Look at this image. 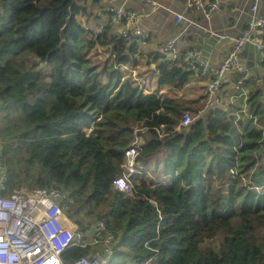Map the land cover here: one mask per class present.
<instances>
[{
    "label": "trees",
    "instance_id": "trees-1",
    "mask_svg": "<svg viewBox=\"0 0 264 264\" xmlns=\"http://www.w3.org/2000/svg\"><path fill=\"white\" fill-rule=\"evenodd\" d=\"M88 2L0 0V156L7 189L59 190L80 230L102 220L115 237L108 264L152 256V264L264 263V85L248 91L253 120L244 128L234 103L177 132L184 115L204 103L142 95L122 79L115 64H129L135 48L110 23L86 37L75 17L90 15ZM95 46L113 55L101 71L88 58ZM156 70L160 86L181 88L193 75L180 62ZM139 125L147 132L137 159L166 184L152 186L144 175L136 196L153 199L157 208L112 187ZM95 247L72 248L61 258L72 261Z\"/></svg>",
    "mask_w": 264,
    "mask_h": 264
},
{
    "label": "built area",
    "instance_id": "built-area-1",
    "mask_svg": "<svg viewBox=\"0 0 264 264\" xmlns=\"http://www.w3.org/2000/svg\"><path fill=\"white\" fill-rule=\"evenodd\" d=\"M138 1L147 4L150 13L166 10L156 0ZM182 2L186 9L198 11L205 19V25H196L203 32L204 37L228 42L230 47L225 49L220 65L211 67L201 49L182 51L177 37L165 39L159 44V52L168 61L180 62L188 70H200L212 75L206 85L203 107L194 114L186 113L174 130L180 132L210 110L234 105L236 99L240 98L244 107L233 112L236 121L243 113L253 120L247 112L248 92L244 88V81L249 78L250 69L241 67L239 56L245 45L252 44L259 55V60L264 62V43L255 40L257 31L264 30V0H250L248 12L243 5L229 7V12L236 14L237 19L246 17L245 29L236 37L228 34L224 28L215 29L211 25L212 16L222 13L223 5L220 0H182ZM107 12L111 25L122 24L118 34L126 41H141L148 37V33L139 27V16L126 10L122 5H111ZM174 19L179 22L185 17L175 14ZM115 65L120 71L122 70V79L128 78L132 81L142 95H159L150 87V78L139 77L128 64ZM124 69L128 72L123 71ZM229 73H235L237 78L234 82L233 96L229 101H224L221 88L225 75ZM146 132L147 128L142 125L134 128L133 141L124 152L125 160L121 166V173L112 180V187L125 196L146 201L157 208V203L153 199L143 194L136 196L138 193L136 186L145 180L144 175L152 180V186L166 184L164 179L152 174L149 165L137 159L141 146L146 142L144 136ZM6 183L7 169L0 156V264H108L115 237L107 230L102 220L95 219L88 223L90 237L87 239L71 221L66 206L61 204L66 198L64 193L51 187L34 190L18 188L9 191ZM157 212L160 217V212L158 210ZM88 246H96L89 255L63 262L61 256L66 251L72 248L85 249ZM155 259L156 257L152 256L137 261L126 260L125 264H152Z\"/></svg>",
    "mask_w": 264,
    "mask_h": 264
},
{
    "label": "crops",
    "instance_id": "crops-1",
    "mask_svg": "<svg viewBox=\"0 0 264 264\" xmlns=\"http://www.w3.org/2000/svg\"><path fill=\"white\" fill-rule=\"evenodd\" d=\"M158 3L163 5L166 10H158L150 13L149 6L141 3L138 0H89L87 3L89 8L97 10V18L93 17V25L99 27L97 31L102 27L107 26L110 23L109 14L107 9L111 5H122L126 10L139 16V27L148 33V37L141 41L128 42L130 47L135 48V54L129 55L130 62L129 66L139 76L143 78H150V87L158 92L159 96L171 97V92L175 86L167 85L160 86L158 84V72L156 70L158 64L168 61L165 56L159 52L158 46L165 39L178 38L179 47L182 51L190 49H201L204 53L205 58L209 61L211 67H217L222 61V55L225 49L230 47L228 42H219L217 40L206 38L203 35L201 29L196 26H203L206 24L205 19L198 11L194 9H186L182 0H156ZM222 2V13H216L211 18V25L215 29H226V32L234 37L238 36L242 30L245 29L246 17L242 16L237 19L236 14L229 12V7L232 5H243L246 12L251 4L250 0H220ZM87 6V5H86ZM175 14H181L185 19L176 22L174 19ZM190 21L188 23V21ZM111 25V24H110ZM96 27V28H98ZM122 28V24H112L111 31L118 35V31ZM255 40L264 43V30L257 31ZM107 50V56L109 62L111 61L112 55L109 48ZM240 63L241 67L250 69L249 79L253 81L248 86H244L247 92L256 86L264 85V62L259 60V55L253 45H247L240 52ZM130 70V68H129ZM122 71V70H121ZM123 71L128 72L127 69ZM212 75L204 73L200 70L194 71L193 75L190 76L188 82L181 87L188 88L191 84L192 88H195V93H191L190 100H199L201 103L205 100L206 95L200 94L203 87L209 83V79ZM237 78L235 73H229L225 75L223 85L221 88V94L224 101H229L232 94H234V82ZM106 83V81L104 82ZM195 85L197 87H195ZM176 88V87H175ZM198 88H201L198 90ZM179 89V88H177ZM175 101V97H171ZM264 98V97H263ZM262 98V99H263ZM187 99V98H186ZM181 101V100H180ZM235 108L242 109L243 100L236 99ZM239 107V108H238ZM236 112V111H235ZM248 112V111H247ZM241 120V128L252 121L249 116L243 113L239 115ZM262 264V263H261Z\"/></svg>",
    "mask_w": 264,
    "mask_h": 264
},
{
    "label": "rangeland",
    "instance_id": "rangeland-1",
    "mask_svg": "<svg viewBox=\"0 0 264 264\" xmlns=\"http://www.w3.org/2000/svg\"><path fill=\"white\" fill-rule=\"evenodd\" d=\"M87 12H89L90 15L88 13L86 15L85 14H80V15H77L75 17V19L79 23V25H81L84 28V30L86 31L85 36L86 37H90L92 33H95L99 29V27L97 25H96V27H98V28L94 27L93 22H92L94 15H96V13H97V10L89 8V6L87 4ZM106 53H107V50L105 49V47H99V46H95L89 51L88 58L90 59V61L94 65L97 66V71H101V69L103 68L104 63L109 61V58H108ZM99 81L104 83L106 81V79H105V77L103 75H101L99 77ZM188 87L190 89H188V88H186V89L185 88L177 89V88L174 87L172 90H170V91H172L171 92V97H175V99L178 100V101H180V100L181 101L189 100L190 99L189 96L191 95V93H195L196 91H195V88H192L191 84ZM195 87H197V86L195 85ZM200 89L201 88H198V90H200ZM206 91H207L206 87H203V89L201 90L200 94L202 95V93H204L206 95ZM202 103H204V101ZM201 108L202 107L196 108L197 110L195 112H191L190 114L196 113ZM1 143L2 142L0 141V146L1 145L3 146V144H1ZM0 151H1V147H0ZM21 188L26 189L25 187H21ZM71 221L74 222L72 219H71ZM76 226L78 227V229H80L77 224H76ZM81 231L83 232L84 229H82ZM83 234L85 235V237L87 239L90 237V234L88 233V228L85 229ZM262 264H264V263H262Z\"/></svg>",
    "mask_w": 264,
    "mask_h": 264
},
{
    "label": "water",
    "instance_id": "water-1",
    "mask_svg": "<svg viewBox=\"0 0 264 264\" xmlns=\"http://www.w3.org/2000/svg\"><path fill=\"white\" fill-rule=\"evenodd\" d=\"M247 45H249V44H247ZM247 45H245V47H246ZM250 45H252V44H250ZM253 47H254V46H253Z\"/></svg>",
    "mask_w": 264,
    "mask_h": 264
}]
</instances>
